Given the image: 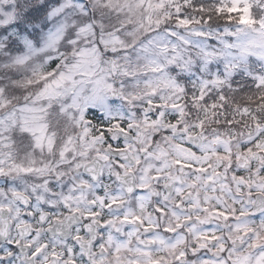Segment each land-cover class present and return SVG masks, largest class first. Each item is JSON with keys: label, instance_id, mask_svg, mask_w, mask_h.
<instances>
[{"label": "clouds", "instance_id": "clouds-1", "mask_svg": "<svg viewBox=\"0 0 264 264\" xmlns=\"http://www.w3.org/2000/svg\"><path fill=\"white\" fill-rule=\"evenodd\" d=\"M0 264H264V0H0Z\"/></svg>", "mask_w": 264, "mask_h": 264}]
</instances>
